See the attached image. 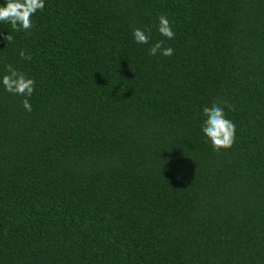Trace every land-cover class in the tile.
<instances>
[{
  "label": "trees",
  "instance_id": "16d2710c",
  "mask_svg": "<svg viewBox=\"0 0 264 264\" xmlns=\"http://www.w3.org/2000/svg\"><path fill=\"white\" fill-rule=\"evenodd\" d=\"M33 23H0V77L36 81L31 113L0 85V264H264V0H46Z\"/></svg>",
  "mask_w": 264,
  "mask_h": 264
},
{
  "label": "clouds",
  "instance_id": "9594fccd",
  "mask_svg": "<svg viewBox=\"0 0 264 264\" xmlns=\"http://www.w3.org/2000/svg\"><path fill=\"white\" fill-rule=\"evenodd\" d=\"M46 7V0H5V5L0 6V23H6L11 26L12 31L30 33L34 27L33 17L42 12ZM158 31L168 40L175 38L173 31V22L164 14L158 17ZM3 35V33H0ZM133 37L137 44L148 45L151 40V31L135 28ZM4 40L11 43L14 37L9 33L4 36ZM164 41H157L149 48V54L152 56L162 55L171 57L174 55V49L163 47ZM21 59L31 60L30 54L20 51ZM5 73L0 77V85L3 89L12 94L24 97L21 101L22 107L28 113L32 112L30 98L36 90V81L34 78L27 76L24 72L19 71L12 64L5 66ZM235 112L234 105L227 101L213 103L211 106H205L202 109L205 117L201 126L203 135L210 142L213 150L217 153L232 149L236 144L237 125L234 120L228 117V112Z\"/></svg>",
  "mask_w": 264,
  "mask_h": 264
}]
</instances>
